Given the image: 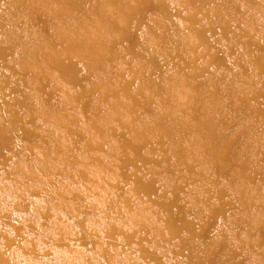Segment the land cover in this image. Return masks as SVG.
<instances>
[{"label":"bare ground","instance_id":"obj_1","mask_svg":"<svg viewBox=\"0 0 264 264\" xmlns=\"http://www.w3.org/2000/svg\"><path fill=\"white\" fill-rule=\"evenodd\" d=\"M8 1L13 7L10 18L7 20L0 12V27H2L0 56L17 58L18 64L11 68L10 73L19 75L20 79L23 76L26 78L13 80L9 84L10 87L4 86L0 90V168L4 166L5 176L2 178L10 181L9 184L0 181V237L5 239L8 244L11 242L8 234H3V228L7 225L12 226V238L14 235L20 234L22 229H26L28 233L32 234L23 237L31 245L27 248L25 246V249H18L20 259L25 260L26 264H89L87 260H84L83 252L76 251L67 244L57 245L59 248L67 247L66 250L58 248L51 251L42 247L41 243H48L49 239L68 238V228L61 223L62 215L60 214L52 221L50 209H55L57 205L47 204L45 200L47 205H39L29 201L26 197L27 194L41 191L46 182L51 187H55L63 179H69L70 184H75L81 178L92 180L91 172L93 171L99 173L102 179L101 185H107L112 180L107 179L106 181V175L110 173L111 178L114 177L113 175L117 173V166L120 167V162L125 178L128 177L127 180L134 178V190L149 196V205L154 208L153 210L149 208V214H144L138 213L136 206L128 205L127 211L131 214L127 216V211L124 215L119 209L120 204L128 200L126 195L114 196L106 192L91 201L89 204L94 214L86 218V229L88 228L92 234H98L97 231L106 222L102 230L112 247L101 251L100 256L91 264H138L136 254L137 256L140 254L142 257L148 256L149 253L146 251L148 245L144 241H151L142 235L141 229L145 227L154 229L155 225H159L161 221L166 222L169 236L178 241L181 254L187 253V245L190 244L193 247L189 253L190 257L185 258V261H181L182 263H178L176 260L174 263L172 262L173 264H206L208 260L213 264H262L257 263L256 257L249 256L250 258L244 261L238 260L240 253L236 251L234 241L240 235L239 226L235 230L230 229V233L227 234L222 231L231 218L232 220L238 219L237 221L240 222L249 221L252 226L256 227V232L264 236V193L258 194L261 189L254 188V185L264 184V159L258 157L260 145L264 140V129L260 127L261 121L264 123V106L258 103V91L253 85L255 76L264 74V68L256 63L250 65L253 53L264 46V26L261 28L258 25L259 16L256 13L236 16L235 13L226 12L220 6L210 13V18L215 22L210 25L209 29H213L217 24L222 26L225 31L228 30L229 25L221 22L227 13V17L235 23L246 25L241 31V37L233 36L230 54L234 53L235 56L230 61L226 60L223 50L216 48L215 51H210L208 48L205 51L211 64L214 63L217 68L223 69L222 75L218 78L214 75L210 76L211 78L202 83L200 90H194L186 97L175 94L172 101L170 99L167 102L162 100L163 108L154 112L149 110L152 113L148 111L149 124L144 121L141 128L131 127L124 132L128 137L123 136L122 147L124 150L122 152L115 149L106 150L109 158H107L108 164L102 168H90L86 171L87 168L78 159L76 151L79 145H82L83 150L88 154L92 150L91 138L78 126L79 117L76 116V113V115L71 113L73 109L71 101L81 104L82 108L89 106L90 110L97 108L98 112L104 113L102 121L95 120L92 124L90 123L92 128L101 135H104L105 127L109 126L113 114H116L119 107L132 114H137L140 111L137 108L138 102L135 99L130 100L129 96L122 103L114 102V105L109 108L94 104L95 97L109 96V89L106 85L110 78L105 66L107 63L104 61L108 59L106 52L114 55V47L119 42L127 40L133 31H137L138 38L129 45L130 50L126 48L127 52H133V44L138 40L137 43L143 50V52L134 51L138 61L132 67L131 74L135 77L141 74L139 70L146 64V59L149 60L148 63L152 62L153 66H161V61L167 64L170 63V59L179 56L182 57L184 64V69H181L183 71L191 63L195 69L199 68L197 62L200 55L179 51L178 45L181 38L169 32L167 24L161 26L160 23H153L150 26L149 30L155 41H153L154 45L150 44V39L145 32L139 31L140 28L148 24L142 14L146 7L156 6L161 12H167L168 17L164 15V18L168 21L173 12L166 10V0H157L156 2L153 0H120L121 4H117V0H105L111 4H117L123 17V21L106 17L109 27L117 28L120 33L119 37L110 40L94 38L98 34L97 31L106 30L107 32L108 27H101L95 22L90 24L86 22V13L90 11L97 15L96 19L100 18L96 9L92 10L91 7H86L87 4H92L91 0H66L65 4H58L60 0ZM98 3L100 4V0ZM228 3L232 6L231 2ZM224 4L225 1L222 2L223 6ZM64 6L66 8H63ZM54 8H58L60 13ZM36 14L41 16V25L44 27L47 22H51L52 18L54 27L51 26V30L54 40L57 35H60V42H54V47L60 43L61 49L54 55L49 56L47 53L52 43L31 36V26ZM16 19L21 22L19 28L13 24ZM189 20L196 28L194 29L199 39H203L204 43L210 45V41L205 38L204 27L200 26L194 17ZM123 22L126 24L122 25ZM88 31L89 35L86 34ZM208 32L206 30V33ZM68 34H73V36L68 37ZM84 36L87 37L85 44L78 40ZM147 51L151 52L150 56L147 55ZM78 52L84 53L85 64L92 67L91 72L88 70L80 72L82 71L80 65L75 62ZM218 52L223 53L222 58L217 56ZM260 58L264 57L260 56ZM45 64L55 70L62 80L75 84L97 76L100 89H91V86L84 88L85 83H83V85L81 84V96L78 99L69 97L62 102L55 99L54 106L44 108L45 103L49 105V102L54 99L53 93L64 92V86L62 87L58 82V77L51 73L47 75L43 73L42 67ZM96 68L100 69V73L97 75L93 74ZM205 70L207 69L202 67L201 73ZM196 72L194 75L200 76ZM0 73L6 75L2 70ZM29 73L30 75H28ZM29 77L31 81L33 78L32 82L37 88H33L31 82L27 80ZM190 77V74L185 73L183 79L187 81V78ZM171 81L172 78H168L167 84H171ZM122 83L126 91L131 90L132 85ZM47 86L50 91L46 90ZM136 92L138 97H146L143 94V87H138ZM168 97L169 95H167ZM84 99L89 104H84ZM248 101L252 104L251 108H248ZM21 102L28 104L31 122L26 126L20 125V127L16 110ZM240 110H243L246 116L245 120L238 123L241 126L242 147L238 152H233L225 139L234 128L232 121L240 120ZM121 115H124L122 111ZM186 117L199 123L191 129L192 122ZM227 125H231L229 127L231 130H226ZM22 128L25 132L21 134ZM115 131L116 128L112 130V133ZM190 131H192L191 135ZM133 133L134 135H132ZM218 139L224 140L222 146ZM104 141L102 140V142ZM98 146L102 147V144L99 142ZM144 148H148L150 153L156 150L161 151L159 156L149 159V161L159 164V170H150L146 178L139 176L135 171L127 174L124 169L135 166L136 161L149 162L148 158L142 154ZM127 151L133 152V156H129ZM5 152L6 156L3 157ZM34 155L36 158H33ZM212 159L216 160L215 166H212ZM226 163L233 165L237 173L227 170L230 171L228 178L219 181L215 175L220 169L225 168L223 165ZM56 168H59L60 175L51 172ZM168 168H172L174 171L171 176L164 174ZM35 180L37 184L33 183ZM66 186L68 185L64 184L55 192L60 194L70 192L72 196L76 197L75 199L82 200L83 196L79 192ZM85 190L88 194L91 193L87 187ZM59 198L60 195L56 193L54 201ZM31 205L39 212L31 211ZM62 206L63 214L71 215L73 220H78V207ZM111 209L114 214H121L120 220L124 219L122 226L118 227L112 222L111 217H114V214L111 213ZM234 211H237L238 214ZM27 214H29V218L24 221ZM207 219L220 220V222H218L213 235L209 236L207 241L203 240L201 246L197 238L202 234ZM48 223L59 233L51 234L48 239L44 240L38 235L37 229L44 228L45 225H49ZM90 233L87 232L89 235ZM85 236L86 231L80 235V238L84 239ZM219 243L224 246H220ZM182 245L184 250L181 248ZM119 247L127 248L129 253L119 254ZM221 247H223V252ZM153 248L154 254V250L163 251V248H167V246L156 242V246ZM29 251L35 252L36 255H30ZM38 252L42 254L40 255ZM160 253V256L154 255L156 263L166 264V261L163 260L166 253ZM24 256L26 257L24 258ZM195 259L197 260L195 261ZM0 264H23V262H17L12 257H8V255L5 257L4 253H0Z\"/></svg>","mask_w":264,"mask_h":264},{"label":"rangeland","instance_id":"obj_2","mask_svg":"<svg viewBox=\"0 0 264 264\" xmlns=\"http://www.w3.org/2000/svg\"><path fill=\"white\" fill-rule=\"evenodd\" d=\"M92 4H87L86 7H91L92 10H95L100 14V18H97V15L90 11L86 13L85 19L87 23H98L101 27H108V31L101 30L97 31L98 34L94 36V38L103 40H110L114 37H119L120 33L117 28L115 27H109V22L107 21L106 17L118 19L120 21H123V17L120 14L121 11L118 8L117 4H121L120 0H117V4H111L105 0H100V4L98 3V0H91ZM157 1V0H153ZM180 1L184 2L181 3ZM212 1L210 3L206 2L205 0H166V10L168 12H173L170 18H168V21L165 20L164 15L168 17L167 12H161L156 6H149L143 9L142 14L147 20V25H143L144 27L140 28L139 31L141 33H144L148 36L150 39V44H153V36L150 32V26H152L153 23H160L161 26H164L167 24L168 31L175 34V36H178L181 38L180 44L178 45V50L184 53H190L192 55H200L198 58L197 65H199V68L195 69L194 65L191 63L187 65L185 70L184 64L182 63V57L176 56L172 59H170V63L164 64V61H161V66L159 65H151V63H148L149 60L145 62L147 66L144 65L143 68H141L139 71H141V74H139L138 77H135L131 74L132 67L136 64L138 61V58H136L134 51L143 52L140 45H138L137 41L133 44V52H127L128 50L126 48L130 47L129 45L138 38L137 31H133L132 35L122 42H119L118 45L114 47V55L110 52H106L108 59L104 60L107 65L106 69L109 74L110 80L107 83V88L109 89V96L108 97H95L94 98V104L102 105L103 107L109 108L110 106L114 105V102H123L127 99V96L130 97V100L135 99L138 104L137 108L140 110L137 114H132L131 112L127 113L126 111L122 110L120 107L116 111V114H113V117L109 123V126L104 129V135H101V133L97 132L90 123L92 124L95 120H101L104 115L103 112H98L97 108H91L89 106H86V108H82L81 104L76 103V101H71L72 105V114H75L78 116V126L83 129V132L87 134L88 137L91 138V145L92 150L87 154L83 150V146L79 145L78 150L76 151L78 159L82 162V164L88 169L93 168H102L106 164H108V152L106 150L115 149L117 151H123L122 142H123V136L128 137L124 132H126L129 128H141L142 122H146L149 124V113L148 111L151 110L152 112L157 111L164 106L162 105L161 101H170L173 100L175 94L182 95L184 97L188 96L192 91L200 90L202 87V83L211 78L213 75L218 78L223 73V69L217 68L214 63L211 64L210 58L205 55V51L210 48V51H215L216 48L220 49L221 51H224V56H226V60L230 61V59L234 58L235 54H230V44H232L233 36L235 38L241 37V31L243 28L246 27L244 24H237L235 23L231 18H228V13L226 17L222 19L221 22L229 25L230 28L228 30H224L222 26H218L217 24L214 26L213 29H209L210 25L214 23L212 18H210L209 14L212 13L214 10H216L219 6L224 8L226 12L235 13L236 16H243V15H251V13H256L260 20L257 22L258 25L262 28L264 26V0H209ZM225 1L224 6L222 5V2ZM232 3V6L230 3ZM66 3V0H60L58 1V4ZM157 9H156V8ZM12 5L9 4L8 0H0V12L2 13L4 18H10V13L12 11ZM63 8H66L65 6ZM55 11L59 12L58 8H54ZM60 13V12H59ZM193 13V14H192ZM53 17V16H52ZM191 17H194L197 19V22L200 26H203L205 38L210 41V45L204 43L203 39H199L198 34L196 32V28L192 26L191 20H189ZM189 18V19H188ZM21 21L22 19L19 18ZM19 19H16L13 21L14 26L21 27V22ZM218 22V20H217ZM41 16L39 14L35 15V19L33 21V25L31 26L32 30V38H37L41 41H46L47 43H52L50 45V50H47V53L49 56L52 54L54 55L56 52L60 51L61 46L60 43L54 47V42H60V35H57V38L53 39V34L51 30V26L54 27L53 21L51 18V22H47L44 27L41 25ZM126 23H122L124 25ZM198 26L197 24H195ZM195 28V29H194ZM160 31V29H158ZM206 30L209 31L206 33ZM2 27H0V39L2 38L1 35ZM55 33V32H54ZM87 35H89V31L86 32ZM208 35V36H207ZM63 36V34H61ZM69 36H73V34H68ZM245 37L243 36V39ZM80 42L85 44L87 42V37L84 36L83 38L78 39ZM33 42V41H32ZM155 42V41H154ZM235 44V43H234ZM152 45V46H153ZM152 48V47H151ZM264 46L262 48L256 50L252 55V60L250 65H253L254 63L261 65V67L264 68V58H260V56L264 57ZM263 49V50H262ZM151 50V49H150ZM192 50H195V52H192ZM147 55H151V52H146ZM263 54V55H262ZM205 55V56H204ZM217 56L222 58L223 53L218 52ZM172 57V56H171ZM181 58V59H180ZM85 56L83 52H78L75 56V62H77L80 65V72H84V70H88L91 72L92 67H88L85 64ZM18 64V59L14 57H1L0 56V70L4 71L6 75L3 73H0V90L1 87H10L9 84L13 82V80H19L20 76L15 75L13 73H10V70L13 66ZM174 64V65H173ZM202 67L207 69L204 72L201 73ZM31 68V67H30ZM82 68V69H81ZM238 70V68L236 67ZM199 70V71H198ZM43 73L46 75L51 73L54 74L55 77H58V82L62 85L64 88V92L60 93H53L54 99L49 102V105L45 103L43 106L44 108H48L49 106L52 107L55 104V99L57 101H64L69 99V97H74L76 99L81 96L80 91L82 92L81 84H84V88H88L91 86L92 88H98L100 89V86L98 84L99 78L97 76H92L87 81H82L79 84H75L66 80H62L61 76L57 74L55 70L50 68L48 64H45L42 67ZM199 74L200 76L194 75ZM29 72V70H28ZM100 69L96 68L93 71V74H99ZM186 74H190V78H187V81L183 78ZM30 75V73L28 74ZM197 76V77H196ZM211 76V77H210ZM26 77H22L21 79H24ZM172 78L171 84H167V79ZM20 79V80H21ZM122 79V80H121ZM28 81L31 82L33 85V88H37L33 84V78L31 81V78H27ZM125 85L130 84L132 85L130 87V91H126ZM38 83V82H37ZM2 85V86H1ZM258 91L257 100L258 103L261 106H264V74L255 76V82L253 84ZM142 88L144 89V95L146 97H138V93L136 92L137 89ZM46 90L50 91L49 87H46ZM42 92V91H41ZM167 95L169 97L167 98ZM59 97V98H57ZM1 100V96H0ZM93 100V99H92ZM93 102V101H92ZM84 104H89L87 100L84 99ZM248 108H251V103L248 101ZM168 105H170V102H168ZM28 104L27 103H19V108L16 110V116L18 119V124L20 125H28L31 121L29 119L30 114L28 110ZM75 109V111H74ZM121 111L124 115H121ZM150 112V111H149ZM150 112V113H152ZM241 118L240 120L237 119V121H232L234 124V128L231 130L229 128L231 125H227L226 130H231L229 133V136L225 139L228 142V146L235 151H239L242 147V134H241V126L240 122L246 119L245 112L243 110H240ZM71 116V115H70ZM198 116V115H197ZM152 117V115H151ZM90 118V120H89ZM187 119L192 122L190 128L193 129L196 124H198V121H195L191 118L186 117ZM1 119V117H0ZM89 120V121H88ZM39 122V120H38ZM96 123V122H95ZM4 125V124H3ZM126 125V127H124ZM21 127V126H20ZM260 127L264 129V123L261 121ZM116 128V131L112 133V130ZM228 128V129H227ZM218 129V127H216ZM25 132L24 128H22V131L20 130V133ZM190 131V135H191ZM17 133V132H16ZM134 135V133L132 134ZM130 136V135H129ZM189 136V135H188ZM102 140H105L102 142ZM220 141V146L224 144V140L221 141V139H218ZM102 144V147L98 146V143ZM215 142V140H214ZM260 145V143H259ZM258 145V146H259ZM261 148L259 151L258 157L261 159H264V140L261 143ZM77 148V147H76ZM148 148H144L142 151L143 155L148 158L147 160L151 159V157H157L161 154L160 150H156L155 152L152 151L151 153L148 151ZM129 156H133V152L127 151ZM6 156V152L4 153L3 157ZM2 157V158H3ZM33 158H36V155L33 156ZM108 158V159H107ZM107 159V160H106ZM144 159V158H143ZM104 160L106 162L104 163ZM216 161V160H215ZM214 159L211 160L212 166H215ZM226 161V160H223ZM135 166H129L127 169H124V171L128 174L129 172L135 171L139 176L146 178L150 170L157 169L159 170V164L154 163L152 161L146 162L143 160L136 161ZM13 164V163H12ZM217 164V163H216ZM120 167L122 168V163L119 162ZM225 168L220 169L215 177L219 181H224L228 178V175L230 174V171L233 173H237V170L233 167V165H229V163H226V165H223ZM4 167V166H3ZM3 167L0 168V181L9 184L10 181L8 179L2 178L5 176ZM119 166H117V173L113 175L114 177L111 178V174L108 173L105 177L106 181L107 179H111L112 181L108 183L107 185L103 184L101 185V177L98 172L93 171L91 172L93 175L92 180L86 178V179H78V181L74 184L71 183L69 179H63L61 180V183L55 187H51L47 182L44 184L43 189L41 191H35L33 193L27 194V199L29 201H33L38 203L39 205H47L49 203H54L57 205L55 209H50V214L52 215L51 218L54 221L58 214L62 215V224L64 227L67 226L68 228V238L63 240H58L57 237L54 239H49L48 243L42 242L43 248H48L51 251H55L59 247L57 245L59 244H67L69 246H72L74 250L83 252V258L84 260H87L89 264L93 263L96 258L100 256V252L103 250H106V248H112L109 244L108 239L105 237V234L103 233V226L106 224H102V228L99 229L97 233H90L88 231V228L86 229L85 220L92 214H94V211H92V207H90V202L96 200L99 196L102 194H105L106 192H109V194L117 196V195H126L128 196L127 201H123L119 209L124 213L128 210V205L136 206V209L138 210V213H144L149 214V208L153 210L154 207H151L149 205L148 197L145 196L143 193L140 194L138 191L134 190V178H131L129 180L128 177L125 178V175L123 173V168L121 169ZM135 167V168H134ZM132 168V169H131ZM121 169V170H120ZM131 169V170H130ZM55 175H60L59 168H56L51 171ZM125 173V174H126ZM174 173L172 168H168L165 170L164 174L166 176H171ZM131 175V174H130ZM33 183L37 184V181L35 180ZM64 184L68 185L66 187H69L72 190H75L79 192L83 198L82 200L75 199L76 197L72 196L70 192L60 194L58 191ZM19 185V184H18ZM254 188L259 187L261 190L258 194L264 193V184L261 186L254 185ZM85 187L90 189L91 193L88 194V192L85 190ZM253 187V186H252ZM59 194L60 198L56 201H54L55 194ZM264 195V194H263ZM86 197V198H85ZM152 198V197H151ZM47 202V204L44 202ZM62 205H68L70 208L72 206L78 207V220H73L71 218V215L63 214L64 211L62 210ZM31 211H38L37 208L33 207L31 205L30 207ZM239 210V209H237ZM39 212V211H38ZM113 212V209H111V213ZM231 212V211H230ZM235 213L237 211H234ZM30 214V213H29ZM29 214L25 216L23 219L24 221L29 218ZM114 214V212H113ZM131 213L127 211V216H129ZM238 214V213H236ZM121 214H114V217H111V220L114 224L119 226H122L124 223V219L120 220ZM128 219V218H125ZM238 219L232 220L231 218L228 220V224H226V228L224 227L222 229L224 234L230 233V229H236L238 227L239 230V236L234 241L235 243V249L237 252L240 253V257H238L239 261H244L246 259H249L250 257H256L257 263L264 264V236L260 233L256 232V227L252 226L249 221L240 222L237 221ZM218 222L220 220H213V219H207L206 223L204 224V230L202 232L199 238H197V241L200 243V245H203V240L207 241L209 239V236H212L214 233V230L216 231ZM111 223V222H110ZM49 224V223H48ZM48 226V227H47ZM1 227V226H0ZM168 226L166 222L161 221L159 222V225H155V228H144L141 229L142 235H144L147 239H150L151 241H144L146 245H148V248H146V251L149 253L148 256L142 257L140 254H136V260L138 264H157L156 263V257L154 255L160 256V252H165L166 257L163 256V260L167 263L173 264L176 260L178 263H182L185 261V258L190 257L189 253L192 250V246L189 244L187 245V253L183 252L181 254L180 247H178V241L172 239L168 231ZM4 233L8 234L11 238V242L8 244L6 243V240L0 237V253H4V256L8 255V257H12L15 259V261L23 262V264H26L25 260L20 259L18 255V249H25L29 247L31 244L25 240L23 237L29 236L26 229H22L20 234L14 235L12 232V226L7 225L3 228ZM86 231V236L84 239L80 238L81 234H84ZM90 233L89 234H87ZM38 235L46 240L49 238L51 234L59 233L58 231H55L54 228L49 224L45 225L44 228L40 227L37 229ZM100 234V235H99ZM32 235V234H31ZM182 235V234H181ZM53 238V237H52ZM202 238V239H201ZM261 239V240H260ZM156 242H159L160 244H166L167 248H163L164 250H154L153 254V247L156 246ZM220 246H224L221 243H219ZM198 245V244H197ZM204 247V246H203ZM183 249V245L181 247ZM67 247H61L59 250H66ZM184 250V249H183ZM221 251L223 252V247H221ZM159 252V253H158ZM30 255L35 256L36 253L33 251L28 252ZM118 253L121 255L128 254L129 251L127 248L119 247ZM169 253V256H168ZM38 254H42L41 252H38ZM186 254V255H185ZM38 255V256H40ZM244 256V257H243ZM250 256V257H249ZM26 256H24L25 258ZM246 257V258H245ZM183 258V259H181ZM197 259H195L196 261ZM182 261V262H181ZM208 262L206 264H213V262ZM173 262V263H172ZM107 264V263H106Z\"/></svg>","mask_w":264,"mask_h":264}]
</instances>
